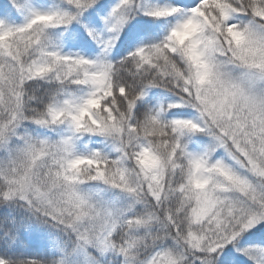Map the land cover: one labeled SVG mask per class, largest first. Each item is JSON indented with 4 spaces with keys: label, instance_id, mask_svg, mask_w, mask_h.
Here are the masks:
<instances>
[{
    "label": "snow or ice",
    "instance_id": "6c2138e0",
    "mask_svg": "<svg viewBox=\"0 0 264 264\" xmlns=\"http://www.w3.org/2000/svg\"><path fill=\"white\" fill-rule=\"evenodd\" d=\"M0 264H264V0H0Z\"/></svg>",
    "mask_w": 264,
    "mask_h": 264
}]
</instances>
